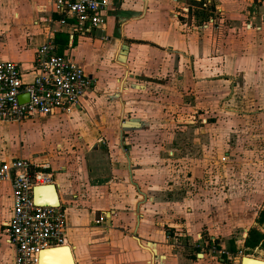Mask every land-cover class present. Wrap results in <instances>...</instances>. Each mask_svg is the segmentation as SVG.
<instances>
[{
	"label": "rangeland",
	"instance_id": "rangeland-1",
	"mask_svg": "<svg viewBox=\"0 0 264 264\" xmlns=\"http://www.w3.org/2000/svg\"><path fill=\"white\" fill-rule=\"evenodd\" d=\"M126 2L131 6L132 0ZM214 3L224 5L219 0H212L211 4ZM239 3L248 5V18L257 17L263 26L264 0H239ZM250 5L256 6L253 9ZM199 6L190 3L177 5L173 16L178 19L182 31L193 33L203 40L206 49L204 54L210 58H221L217 61L225 64L226 49L233 43L232 28L237 29V26H234L231 14L224 8L213 14L212 22L203 23L204 10ZM193 11L198 14L195 13L196 18L191 21ZM246 25L256 26L252 23ZM125 38L136 39L128 36ZM118 43L111 53L100 59L102 61H97V73L86 64L83 54H79V51L77 53V60L86 71L95 72L93 74L98 78L96 88L102 83L106 86L98 96L108 101L111 111L105 126L114 132H111L112 137H103L98 143L106 150L99 160L103 159L109 164L107 172H102L109 177L106 181L108 186L104 184L107 190L96 197L100 199L96 204L91 202L89 192L83 196L84 202L80 201L90 213L89 224L96 226L93 233L97 232V238L89 242L95 263L149 264V255L138 247L132 236L138 213H146L147 207L153 204L157 216L156 225L164 245L161 252L163 257H180L183 264H197L202 258L196 255V241L200 234L208 236L211 233L221 239L225 247L236 252L230 255L226 264H240V257L236 259L239 250L245 256L264 259L262 244L254 248L243 247V238L248 229L255 227L264 233L263 95L255 92L248 94L246 87L242 93H230L228 88L231 83L228 82L226 93L223 86L217 84L214 89L223 94L208 104L203 100L204 104L201 105L196 98L201 99L204 94L198 93L192 86H183L184 77L179 72L177 61L173 60L171 71L163 74L162 60L156 58V75H144L137 69L141 67L140 70L148 72L145 64L136 66L133 63L138 58L132 55L138 47L137 43L124 41L123 37ZM132 84L138 85V88L128 92ZM124 85L122 94L121 87ZM121 96L124 102L126 99L129 102L124 111L123 123H120ZM71 113L67 111L58 117L63 123V129L74 133L81 129L85 131L84 124L88 115L79 111ZM8 128L13 129L14 124ZM121 129L124 132L123 141L130 147L127 150L124 147L126 152L121 150ZM49 131L50 126L42 120L29 122L26 129L28 146L35 142L34 148L41 150L44 143L38 142L46 137L44 132L48 135ZM73 150L76 157L72 158V164L75 163V169L81 163L84 164L85 171L86 162L78 156L86 153L87 149L75 145ZM125 153L131 157L133 181L148 196V204L139 211L138 202L144 196L131 181ZM89 165L88 162L86 167ZM115 169L120 174H114ZM77 172L81 176V172ZM155 196L161 198V203L154 200ZM65 205L68 232H73L72 213L75 209L70 208L69 203ZM108 212L113 215L114 223L111 227L106 222ZM79 222L82 226L85 224L81 219ZM187 227L192 229L191 236L187 234ZM85 233L84 227L82 234ZM168 233L181 237L180 243L167 238ZM148 236L144 234L145 241L150 243ZM206 258L216 259L212 255ZM157 262L155 259V264Z\"/></svg>",
	"mask_w": 264,
	"mask_h": 264
},
{
	"label": "crops",
	"instance_id": "crops-1",
	"mask_svg": "<svg viewBox=\"0 0 264 264\" xmlns=\"http://www.w3.org/2000/svg\"><path fill=\"white\" fill-rule=\"evenodd\" d=\"M121 1L109 0L110 5L107 11V27L105 32H95L93 37L75 36L71 49L69 48L70 36L68 32L65 30L56 32L55 42L57 51L59 53L72 52L75 60L80 64L77 60V53L79 51V54H83L86 64L97 73V61H102L100 60L102 57L105 58L106 55L111 53L112 48L117 44L119 45L118 41L120 42V38L122 39L123 37L124 41L137 43L138 47L133 51L132 55L134 54V57L138 58L133 63L136 66L145 64L148 72L140 70L141 67L137 69L138 72L144 75L149 74L152 77V74L155 73V68L158 66L156 58L162 60V70L161 68L159 69L163 74L171 71L173 60L177 61L179 72L184 77L183 86L187 88L192 86L198 93L204 94L205 99L204 96L201 99L196 98L197 101H200L199 104L201 105L204 104L203 100H205L206 104L214 102L218 96L223 94V92H217L214 87L220 84L225 90L228 82L231 83V87L228 88L230 93L232 91L242 93V90L246 87L248 94L255 92L263 95L264 103V23L262 26V22L256 19L257 17L248 18V5H241L239 0H219L224 5L214 3L209 4L205 8L204 3L207 0H132L131 6H128L126 4L128 0H123L122 3ZM189 3L191 5L200 4L199 8L205 11L202 13L203 18L201 21L203 23L209 17H213V11L216 13L218 9H227L226 11L231 14L235 23L234 26H237V29L232 28L234 33L231 35V41L233 43L226 49V55L224 56L225 64L222 61H220L221 64L217 61L221 60V58H210L207 56L208 54H204L206 53V49L203 40L193 33L182 31L180 26H178V19L176 16H173L174 7L177 5H188ZM250 6L254 9L256 5ZM195 13L198 14L196 11H193L191 21H193L194 16L196 18ZM50 17L55 18L58 15L55 14L48 0H0V60L17 62L22 71L24 81L32 80L36 51L47 41L50 29L56 26L46 21ZM246 23H252L256 26L248 27ZM236 30H238L237 33ZM57 34H61L60 43L56 41ZM105 35L108 36L107 39L102 38ZM125 36L136 39H127ZM127 71L125 85H127L129 69ZM86 72L92 75L94 79L93 89L82 104L67 110L72 113L79 111L83 112L84 115H88L86 116L88 120L84 124L86 130L81 129L80 132H76L77 135L74 132H69L68 129L64 130L63 123H61L58 117L67 111H59L54 115L36 118L50 126L51 131L48 132V135L44 132L46 137L40 139L38 142L44 143V147L38 150L34 148L35 142H32L29 145L30 147L28 146L26 132L27 124L36 121V119L26 121L24 122L25 124L0 120V163L3 160L21 157L32 164L33 170H41L48 173L51 176L50 184L55 185V192L60 205L64 207L65 214V203H69L70 208L75 209V212L72 213L74 231L68 232L67 221L66 236L67 243L70 245L77 262L76 264H106L101 262L95 263L96 259L91 255L89 242L92 238H97V232L93 233L96 226L89 224L90 213L86 211L80 201L89 192L92 197L91 202L96 204L100 200L96 197L107 190V187L104 188V184L108 181L109 177L103 175L102 172L104 170L107 172L109 164L103 161V159L99 160L104 156L106 150L98 143L102 141L103 137H112V133L114 132L108 130L105 126V121L111 111L108 101L98 96V93L106 88V86L102 83L101 86H97L96 88V80L98 78L94 76L93 73L95 72ZM214 74H220L221 76ZM102 78L103 76L101 80H103ZM165 83H167L166 79ZM125 85L121 87L122 94ZM131 87L128 88V92L130 89L138 88V85L132 84ZM123 99V96H121L122 120L120 123H123L124 111L125 108L127 109V105H129L127 99L125 102ZM13 124V129L8 128ZM119 135L121 150L126 152L130 147L125 145V141H123V129L120 130ZM92 144L94 145L91 146ZM75 145L83 146V148L87 149L86 153L78 156L86 162L85 171L84 164L82 163L80 164L81 166L76 168L81 172V176H79V173L75 169V163L73 162L72 164L71 161L74 156L76 157V152L73 150ZM124 147H126V150ZM128 155L126 154L131 181L137 186L139 193L144 196V199L138 202L139 211L149 201L147 194L140 189L139 184L133 181L132 162L130 155L129 157ZM88 162L90 165L86 167L88 166ZM114 174H120L119 170L115 169ZM108 184L106 183L107 186ZM154 200L157 203H161V198L155 196ZM11 208L12 185L9 181H0V239H2L0 241V264H13L15 256L13 247L1 233L3 225L11 216ZM154 208L155 204L147 207L146 213H138V220L132 237L135 239L138 247L149 255V264H155V259L156 261L158 260L156 264H183V260L180 257L166 258L162 256L161 252L164 245L161 243L160 229L156 225L157 216ZM107 214L109 217L106 222L111 227L114 223L112 221L113 215L109 212ZM80 219L85 222L83 226L79 222ZM185 224L187 225V223ZM84 227L86 231L85 235L82 234ZM191 230L187 227V234L190 236ZM196 230L198 231V229ZM144 234L145 236L151 235V237L148 236L150 243L145 241ZM187 234L183 233L184 236ZM246 235L247 233H245L243 242ZM200 236L204 235L200 234ZM208 236L215 237L211 233ZM167 238H173L177 243H180L181 240V237L173 236L171 233L167 234ZM217 240L223 248L230 252V255L236 253L225 247L221 239ZM196 249L198 251L196 255L202 258L197 264H226L230 257L217 253H203V255H199V249L197 247ZM208 255L215 256V261L206 258Z\"/></svg>",
	"mask_w": 264,
	"mask_h": 264
},
{
	"label": "built area",
	"instance_id": "built-area-1",
	"mask_svg": "<svg viewBox=\"0 0 264 264\" xmlns=\"http://www.w3.org/2000/svg\"><path fill=\"white\" fill-rule=\"evenodd\" d=\"M48 1L58 17L46 20L56 26L50 29L47 41L36 51L32 80L24 81L17 62L0 60L1 121L22 124L36 117L70 110L82 104L93 89L92 75L75 60L72 52L57 51L55 33L67 31L71 49L75 36L93 37L95 32H105L109 0ZM209 4L211 1L207 0L204 7ZM213 14L216 13L213 11ZM213 20L214 16L206 21ZM0 181H9L12 185L11 216L1 233L14 249L13 264H38L39 252L67 243L64 207L41 204L37 200L36 187L50 184L51 176L33 170L26 159L14 157L1 161ZM196 246L199 255L230 256L215 237L200 236ZM236 255L241 257L243 252Z\"/></svg>",
	"mask_w": 264,
	"mask_h": 264
},
{
	"label": "bare ground",
	"instance_id": "bare-ground-1",
	"mask_svg": "<svg viewBox=\"0 0 264 264\" xmlns=\"http://www.w3.org/2000/svg\"><path fill=\"white\" fill-rule=\"evenodd\" d=\"M37 200L41 204L57 206L59 199L52 193L51 188L39 187L36 189ZM245 264H264V259L247 255ZM242 259V258H241ZM256 260V261H254ZM72 249L68 243L57 247L42 250L38 254V264H76ZM241 264V261H240Z\"/></svg>",
	"mask_w": 264,
	"mask_h": 264
},
{
	"label": "trees",
	"instance_id": "trees-1",
	"mask_svg": "<svg viewBox=\"0 0 264 264\" xmlns=\"http://www.w3.org/2000/svg\"><path fill=\"white\" fill-rule=\"evenodd\" d=\"M60 35H58V34L56 35V41H58L59 43L61 40ZM259 244H262L264 246V233H262L261 231H259L255 227H251L248 230L247 235L245 237L244 248H254V247L258 246Z\"/></svg>",
	"mask_w": 264,
	"mask_h": 264
},
{
	"label": "water",
	"instance_id": "water-1",
	"mask_svg": "<svg viewBox=\"0 0 264 264\" xmlns=\"http://www.w3.org/2000/svg\"><path fill=\"white\" fill-rule=\"evenodd\" d=\"M149 44H151V43H149ZM159 48H160V47H159ZM128 157H129V155H128ZM129 162H130V159H129ZM39 187L51 188V189H52V193H53V195H54L55 197L58 198V196H57V194H56V192H55V188H56V187H55L54 184H49V185H45V186H38V187H36V189L39 188ZM246 259L251 260V259L247 258V256L243 255V256H242V259H241V264H245V260H246ZM254 261H256V260H254Z\"/></svg>",
	"mask_w": 264,
	"mask_h": 264
}]
</instances>
